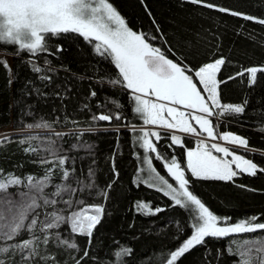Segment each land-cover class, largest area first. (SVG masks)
Instances as JSON below:
<instances>
[{"label": "snow or ice", "instance_id": "1", "mask_svg": "<svg viewBox=\"0 0 264 264\" xmlns=\"http://www.w3.org/2000/svg\"><path fill=\"white\" fill-rule=\"evenodd\" d=\"M185 2L264 25V18L207 0ZM145 10L148 11L147 5ZM148 15L157 34L133 30L110 0H0V44L5 46V50L13 47L14 55L28 54L27 63L30 70L37 74L41 85L33 86L36 96L41 100L58 98L61 110H65L67 105L64 101L69 98L72 89L67 85V78L64 87L55 82L54 75L59 69L47 56H55L65 50L56 41L82 37L95 56L118 70L107 83L130 90L134 105L132 112L136 117L142 120L144 126H156L163 130L145 129L131 123L124 115L119 100L97 103L98 111L90 117L94 122H107L108 125H112L114 120L119 121L114 126L117 134L121 127L138 133L135 141L144 152L143 156L136 154L140 164L134 172L132 184L136 188L143 185L155 190L172 202L167 208H153L150 202L136 200L129 211L134 216H155L178 206L188 216L187 227L192 231L178 247L160 257L152 253L134 264H177L197 246L205 247L204 255L207 257L211 253V249L207 248V238L226 240L225 251L235 257L232 264H264V221H261L264 214L244 216L233 222L231 216H220L210 210L192 189L193 180L234 182V178L242 174L256 176L258 172L264 173V166L258 165L253 158L237 154L238 149L248 154L254 151L246 137L231 131H218L220 122H231L223 118L242 117L249 107L247 97L240 103H222L221 86L247 73V87L251 89L258 84V74L264 81V66H251L220 79L218 74L226 63L224 57L213 62L197 63L198 52L195 50L176 55L173 48L167 45V40L164 45L155 43L164 40V34L150 11ZM69 34H74V37ZM52 48L55 52L51 51ZM44 53L47 55L41 62L39 57ZM0 64L9 74L10 86L13 83L12 70L6 61L0 60ZM61 68L69 71L63 65ZM72 76L77 80L93 79L75 73ZM104 80L105 77H100L96 82L102 85ZM49 88L50 92L44 91ZM88 96L89 99L97 96L91 86ZM108 103L112 104L111 108ZM80 110L91 111V108L85 103ZM69 119L65 115L64 123L67 124ZM60 120L59 116L54 120L41 117L27 123L24 125L27 134L18 140L13 134H0V148L12 142L26 145L23 152L33 156L30 163L41 166L43 172V175L26 173L21 176L0 168V264H48L49 261L52 264H67V257L64 261L57 260V254L51 252L49 246L62 249L69 256L72 251L79 254L81 247L76 237H86L87 245L92 246L95 230L106 215H111V210L107 209L109 193L114 191L113 185L120 177L116 167L117 152L114 150L110 158L113 179L106 185L97 183L96 169L91 164L86 173L83 167L80 168L84 176L82 179L77 174V161L83 157L70 156L68 151L84 149L92 155L94 145L84 141L73 143L66 149L60 142L66 137L80 140L85 133H95L98 129L90 126L72 128L68 132L56 131L54 124L60 123ZM261 121L264 123V112L261 113ZM71 122L74 125L78 123L74 119ZM258 131L264 133V127H259ZM177 132L196 138L195 147L186 151L183 166L175 155L164 156L157 147L158 142L167 138L171 141L167 147L176 145L184 148V137ZM154 160L161 162L166 175L154 166ZM17 167L22 168L23 165ZM97 198H102V202L96 203ZM134 223L129 227H134ZM175 223L177 235L174 239H179L184 234L185 225L179 221ZM25 234L27 238H23ZM114 243L115 249H110L104 258L95 254L89 257V248L85 247L82 256L72 257L74 264H81L86 259L100 261V264H130L134 250L118 241ZM220 255L217 249V258Z\"/></svg>", "mask_w": 264, "mask_h": 264}, {"label": "trees", "instance_id": "2", "mask_svg": "<svg viewBox=\"0 0 264 264\" xmlns=\"http://www.w3.org/2000/svg\"><path fill=\"white\" fill-rule=\"evenodd\" d=\"M110 2L125 17L129 27L133 30L150 31L157 34L152 18L148 15L150 11L164 34V40H158L155 43L164 45V41L167 40V45L173 48L176 55L195 50L198 52L197 63L213 62L216 58L224 57L226 63L218 74L220 79L251 66H264V25L245 21L200 5H193L185 0H143V3L141 0H110ZM207 2L264 18V0H207ZM145 5L148 11L145 10ZM69 35L74 37V34ZM56 42L60 43L65 50L55 56L48 55L47 58L52 60L54 67L59 69L54 75L55 82L64 87L67 78V85L71 86L69 98L64 101L67 105L65 110H61V102L58 98L47 97L41 100L36 96L33 86L40 87L41 85L37 80V74L30 70L27 63L28 54L14 55L12 54L15 51L13 47H7L5 50V46L0 44V52L11 54L14 57L11 65L0 57V60L6 61L10 66L13 77V83L9 86V74L4 65L0 64V134L25 131V124L33 123L41 117L54 120L56 116H59L60 123L54 124L56 131L68 132L72 128L85 129L95 126L98 129L95 133H85L80 140L66 137L65 141L60 143L66 149L73 143L84 141L94 145L92 155L84 149H71L68 155L83 157L82 160L77 161V174L81 175L82 179L84 176L80 173V168L83 167L86 173L87 167L91 164L96 169L95 179L100 186L106 185L113 179L110 158L115 150L117 152L116 167L120 172V177L117 184L113 185L114 191L109 193L107 209L111 210V215H106L95 230L93 245H87L86 237H76L81 247L79 254L72 251L69 256L67 252L53 248L51 245L49 250L57 254L59 261H64L67 257V264H74L72 257L82 256L85 247L89 248V257L95 254L104 258L110 249H115L114 241L134 250L130 264H134L139 259L148 258L152 253L160 257L169 250H174L192 231L187 227L188 216L184 210L177 206L168 208L155 216L139 214L134 216L133 212L129 211L133 201L136 200L150 202L153 208L156 206L167 208L172 203L155 190L147 189L143 185L136 188L132 184L134 172L140 164L136 159V154L143 156L144 152L135 141L138 133H132L126 128L121 130L123 128L121 127L117 134L114 126L118 125L119 121L114 120L112 125H108L107 122H94L90 119L91 114L98 111L97 103L103 104L109 99L119 100L128 120L138 127L144 126L142 120L132 112L134 105L130 99V92L123 87H113L107 83V80L118 70L114 65L101 61L95 56L91 46L86 44L82 37L61 39ZM51 51L55 52V48ZM45 55L47 53L39 57L41 62ZM61 65L69 71L65 72ZM96 69L100 71L97 72ZM72 73L85 77L91 76L93 79L77 80ZM105 73L108 75L106 76ZM100 77H105L102 85L96 82ZM29 81H32V84H28ZM90 86L97 92V96L91 99L88 96ZM221 89L222 103H240L245 97L249 101V107L242 117L223 118L231 122L223 123L221 131H231L246 137L249 146L256 152L248 154L240 151V153L253 158L258 165L264 166V133L258 131L259 127H264L261 121V113L264 112V81H261L260 74H258V84L250 89L247 87V73H245L244 77L229 81L227 85H222ZM44 91L50 92L51 88L44 89ZM85 103L89 104L91 111L80 110L81 105ZM54 107L55 112H53ZM108 107L111 108L112 104L108 103ZM65 115L70 117L67 124L63 120ZM73 119L78 123L72 124ZM104 128L109 130H100ZM35 131L42 132L43 130ZM25 134L27 133L13 135L18 140ZM170 143L171 141L165 138L157 143V147L164 156L175 155L183 166L186 162V151L195 147V140L184 137V148L176 145L169 148L167 145ZM23 147L26 145L20 146L12 142L0 148V168L5 172L14 171L21 176L26 173L43 175L41 166L30 163L34 157L25 154ZM93 160L95 164H92ZM153 162L161 174L166 175L161 162L155 160ZM21 164L22 168L17 167ZM241 185L246 187H240ZM249 188L255 191L247 190ZM192 189L210 210L220 216H231L233 222L244 216L264 214V173L258 172L256 176L242 174L234 178V182L193 180ZM95 202L101 203L102 198H97ZM133 221L135 222L134 227H129ZM175 221L185 225L184 234L180 235L179 239H174L177 235ZM261 221H264V215H261ZM23 238H27L26 234ZM206 244L207 248L211 249L207 257L204 255L205 247L197 246L177 261V264H232L235 257L229 256L225 251L226 240L216 241L207 238ZM217 249L221 252L219 258H217ZM48 264L52 262L49 261ZM81 264H100V261L86 259L81 261Z\"/></svg>", "mask_w": 264, "mask_h": 264}, {"label": "rangeland", "instance_id": "3", "mask_svg": "<svg viewBox=\"0 0 264 264\" xmlns=\"http://www.w3.org/2000/svg\"><path fill=\"white\" fill-rule=\"evenodd\" d=\"M0 57L4 58L7 61V63L10 64V65L13 63L14 57L11 54L0 52ZM198 87H201V86L198 84ZM128 91L130 92V90H128ZM214 122H215V120H214ZM193 124H194V122H193ZM194 126H196V125L194 124ZM142 127H144L145 129L152 128L153 130H161V129H158L156 126H142ZM161 131L163 132V130H161ZM218 131L223 133L221 131V128ZM35 132H41V131H35ZM6 133H9V134H21V133H26V132L25 131H16V132L15 131H10V132H6ZM176 134L182 135V137H188V138L196 140L195 137L188 136L187 134H182V133H179V132H177ZM219 142L224 143L222 141H219ZM226 146H229L230 148H234V146H232V145H226ZM240 151H244V150L243 149H238L237 150V154H241Z\"/></svg>", "mask_w": 264, "mask_h": 264}, {"label": "built area", "instance_id": "4", "mask_svg": "<svg viewBox=\"0 0 264 264\" xmlns=\"http://www.w3.org/2000/svg\"><path fill=\"white\" fill-rule=\"evenodd\" d=\"M214 120H215V118H214ZM221 124H223V121L220 122L219 127H218V130H220V128H221Z\"/></svg>", "mask_w": 264, "mask_h": 264}, {"label": "water", "instance_id": "5", "mask_svg": "<svg viewBox=\"0 0 264 264\" xmlns=\"http://www.w3.org/2000/svg\"><path fill=\"white\" fill-rule=\"evenodd\" d=\"M124 128H122L121 130H123ZM254 152H256V151H254ZM262 154V153H261Z\"/></svg>", "mask_w": 264, "mask_h": 264}]
</instances>
